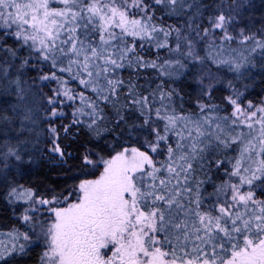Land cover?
Returning <instances> with one entry per match:
<instances>
[{"label": "snow or ice", "instance_id": "obj_1", "mask_svg": "<svg viewBox=\"0 0 264 264\" xmlns=\"http://www.w3.org/2000/svg\"><path fill=\"white\" fill-rule=\"evenodd\" d=\"M254 9L0 0V264H264Z\"/></svg>", "mask_w": 264, "mask_h": 264}, {"label": "trees", "instance_id": "obj_2", "mask_svg": "<svg viewBox=\"0 0 264 264\" xmlns=\"http://www.w3.org/2000/svg\"><path fill=\"white\" fill-rule=\"evenodd\" d=\"M253 3L255 4V9L253 10L257 17L264 15V0H253ZM259 79V78H258ZM261 89H255V92H260ZM255 100H259V96H253L252 97ZM51 179H56V175L52 174L50 177ZM43 177H36L33 176L31 178L32 182H36L38 180H42ZM9 224L7 220L0 219V238H3L7 235L4 234V230L8 228ZM39 250L34 251L33 253H30L28 257L24 258H17L19 261V264H36V261L38 260Z\"/></svg>", "mask_w": 264, "mask_h": 264}, {"label": "rangeland", "instance_id": "obj_3", "mask_svg": "<svg viewBox=\"0 0 264 264\" xmlns=\"http://www.w3.org/2000/svg\"><path fill=\"white\" fill-rule=\"evenodd\" d=\"M10 242H11V239L9 236H5L3 238H0V247H2L3 245L9 244Z\"/></svg>", "mask_w": 264, "mask_h": 264}]
</instances>
